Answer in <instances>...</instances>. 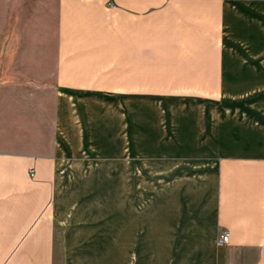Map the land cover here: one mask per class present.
<instances>
[{
    "label": "crops",
    "instance_id": "crops-1",
    "mask_svg": "<svg viewBox=\"0 0 264 264\" xmlns=\"http://www.w3.org/2000/svg\"><path fill=\"white\" fill-rule=\"evenodd\" d=\"M0 1V264H62L61 185L102 164L141 185L131 262L264 264V109L234 93L264 88V0Z\"/></svg>",
    "mask_w": 264,
    "mask_h": 264
},
{
    "label": "rangeland",
    "instance_id": "rangeland-1",
    "mask_svg": "<svg viewBox=\"0 0 264 264\" xmlns=\"http://www.w3.org/2000/svg\"><path fill=\"white\" fill-rule=\"evenodd\" d=\"M4 3L8 4L0 1V47H7L13 42L11 40L13 31L3 32V34L1 31L2 26L10 28V24L6 21L4 24V16L12 12V8L3 7ZM5 37L7 40H4ZM3 67L5 66L1 59L0 118H7L11 121V110L14 106L19 107V104L13 103V98L19 97L21 90L3 87L2 84L6 77ZM27 91L30 90L23 91V93L26 94ZM248 91L250 92L247 93ZM234 93L237 96L248 97L244 99L245 104L258 102L264 109V88H261L259 93L258 89H235ZM4 97L8 103H4ZM0 123L2 124L3 121ZM85 170L84 172L74 171V174L76 173L74 178L72 177L69 183L61 185L62 192L57 204L60 215H57L56 222L61 234L62 264H139L136 262L138 253L133 254L134 258L131 262L130 250L128 254L125 248L124 230L127 208H130L126 194L130 195V192H133L134 206L140 207L141 185L125 183L123 164L115 167L114 182L113 179L109 180L111 174L108 165L103 166L102 164L92 169L87 167ZM93 170L95 174H90ZM244 259L246 260L242 259L240 264H255L256 262V256Z\"/></svg>",
    "mask_w": 264,
    "mask_h": 264
},
{
    "label": "built area",
    "instance_id": "built-area-1",
    "mask_svg": "<svg viewBox=\"0 0 264 264\" xmlns=\"http://www.w3.org/2000/svg\"><path fill=\"white\" fill-rule=\"evenodd\" d=\"M32 177H34V172L31 173ZM231 240V233L229 231H222L219 237V243L221 245L228 244Z\"/></svg>",
    "mask_w": 264,
    "mask_h": 264
}]
</instances>
